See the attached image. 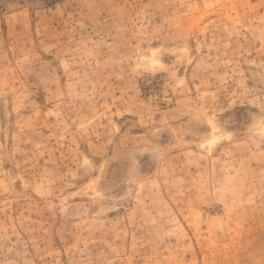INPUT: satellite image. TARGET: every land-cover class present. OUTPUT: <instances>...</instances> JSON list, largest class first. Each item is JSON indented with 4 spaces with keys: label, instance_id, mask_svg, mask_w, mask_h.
Returning <instances> with one entry per match:
<instances>
[{
    "label": "rangeland",
    "instance_id": "rangeland-1",
    "mask_svg": "<svg viewBox=\"0 0 264 264\" xmlns=\"http://www.w3.org/2000/svg\"><path fill=\"white\" fill-rule=\"evenodd\" d=\"M0 264H264V0H0Z\"/></svg>",
    "mask_w": 264,
    "mask_h": 264
},
{
    "label": "clouds",
    "instance_id": "clouds-1",
    "mask_svg": "<svg viewBox=\"0 0 264 264\" xmlns=\"http://www.w3.org/2000/svg\"><path fill=\"white\" fill-rule=\"evenodd\" d=\"M159 51L138 54L136 61L137 68L140 70H154L159 66Z\"/></svg>",
    "mask_w": 264,
    "mask_h": 264
}]
</instances>
